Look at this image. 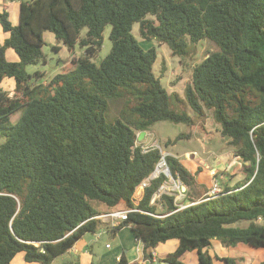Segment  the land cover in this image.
I'll list each match as a JSON object with an SVG mask.
<instances>
[{
    "label": "trees",
    "instance_id": "16d2710c",
    "mask_svg": "<svg viewBox=\"0 0 264 264\" xmlns=\"http://www.w3.org/2000/svg\"><path fill=\"white\" fill-rule=\"evenodd\" d=\"M135 23L141 38L166 44L181 62L194 59L204 40L218 46L191 66L183 93L192 114L171 107L172 94L153 72L157 50L142 47L132 33ZM106 25L111 48L97 65L92 58ZM0 27L8 33L0 43V264H10L18 252L28 263L53 264L101 226L94 202L107 210L138 209L111 231L130 226L149 260L159 244L177 240L159 264H184L187 252H196L199 264L238 263L211 256L206 249L214 240L264 251V224L258 222L264 219V0H21L18 22L4 8ZM46 31L84 54L68 71L40 81L44 72L30 74L26 66L46 64ZM8 49L16 61L7 59ZM7 78L10 92L1 86ZM109 99L123 106L112 121L105 118ZM207 116L241 159L237 173L244 179L224 183L214 195L199 194L205 189L196 181L200 168L192 173L166 154L187 205L179 208L166 193L151 203L168 180L163 173L135 204L137 186L162 156L160 147L137 139L140 132L162 120L195 125ZM114 264L131 263L121 254Z\"/></svg>",
    "mask_w": 264,
    "mask_h": 264
},
{
    "label": "rangeland",
    "instance_id": "374dc122",
    "mask_svg": "<svg viewBox=\"0 0 264 264\" xmlns=\"http://www.w3.org/2000/svg\"><path fill=\"white\" fill-rule=\"evenodd\" d=\"M138 28H139L138 23H135L132 28V33L139 40L142 47L147 49L153 46L157 50V58L153 64V72L157 77L160 78L162 85L167 89V91L170 94H172L171 107L179 112L185 111L188 114H192L191 109L186 104L185 95L183 93L185 86L191 82V66L200 62L203 59V57L206 56L207 52L213 50H219L218 46L215 43L211 42L210 40H204L202 44H196L195 46L196 55L194 59L192 60L186 59L185 62H181L180 61L181 58L179 56L173 55L171 53V50L166 44L159 43L153 39L147 40L141 38L139 35ZM110 30H111V26L106 25L104 31L102 32V46L100 50L96 53V56L92 58V60L97 65L110 51L111 48V40L109 39ZM84 33L85 30H82L81 35H84ZM44 39L46 41V44L43 46L42 50L47 60L46 64L38 63L36 65L26 66V71L30 74H33L34 71L37 69L44 72L43 75L38 79L40 81H44V79L46 81L56 73L68 71L73 66L71 62L72 59L84 54V48L80 47L79 45H76L75 48L71 51L68 50L61 42L55 39L53 33L50 31H47L44 34ZM53 45H58L60 48L57 51H55L54 49H52ZM15 55H16L15 52L11 49L7 54V58L10 59L12 58V56L13 58H15L16 57ZM12 82H13L12 79L7 78L2 82L1 86L7 90L11 89L10 87L12 85ZM125 110H127V108H125ZM122 112H123V106L121 99L108 100V109L105 114V118L107 120L112 121L114 118H119ZM19 115L20 112L13 115L11 118L12 122H15L18 119ZM199 124L203 125V129L199 126ZM218 128H219L218 123L214 122L210 116H207L203 122L200 121L195 125H187L185 123H175L172 121L162 120L156 122L151 128H149L150 135H149V139H147L146 141L147 142L146 145L159 146L162 149L163 154H169L170 152L176 155L177 157H179L180 159H182L183 155H185L186 152L190 153L195 150L198 153V157L200 156L203 159L210 157L211 152H215L216 154L215 157L219 158L218 163L224 161V167H225V163L230 162V164L227 167L228 174H226L224 178H223L224 175L220 173V171H218L217 169L216 170L218 174L220 173V175H217L216 178L213 175V172H215V170H212L211 166H207L206 164L205 166H203L200 164L199 161L197 163L195 162L196 164H199L201 168L200 170H203L201 176L205 181H207V185L209 181L208 179H210V177L212 178L209 188L210 190L212 188L213 180H217L220 183L219 185H221L222 187L223 181L225 180L226 177L228 179L229 177L232 178L235 177V175L239 174L237 173L238 171L237 169L239 168H236L237 161L235 159H232V157H229L230 152H232L233 154L232 151L233 149L232 147L226 144L227 138L220 136V133L217 130ZM180 134H185V137L177 140V142L173 145L172 144L167 145L166 143L167 139H173ZM223 154L224 156L228 154L226 155L225 159H223L222 157ZM229 173L232 175H230ZM205 176H207V179H205ZM167 177L168 180L162 183L163 186L161 185L160 191H164L163 193H166L168 195L173 194L175 197L177 194V187L179 181L178 179H173L170 175H168ZM238 177L240 179L242 178V175H238ZM234 179L232 178L230 180V184L237 183L234 182L235 181ZM207 187H209V185ZM221 187L218 190H216L215 193L213 194L218 193ZM177 201L181 202V204H184L183 198H179L177 199ZM93 206L99 212L105 211V207L102 203L94 202ZM157 209L159 210V212H162L163 211L162 205L158 207L157 204ZM258 222L264 224V219L259 218ZM241 224L245 225L246 223L242 222ZM87 235L95 237V235L90 232L87 233ZM122 237L128 241L131 238V234L123 233ZM116 242L117 241L115 238H112L109 235L104 234L101 235L100 238L94 239L92 245L95 253H101L109 250L107 247L110 245L114 247ZM106 243H109L108 246H106L107 245ZM224 248L226 252L242 251L241 248L235 246H227V247L224 246ZM252 252H257V249L253 248ZM60 258H61L60 256L56 258L54 260V264H59L62 261L60 260ZM10 264H29V263L24 260L23 254L21 252H18L14 256Z\"/></svg>",
    "mask_w": 264,
    "mask_h": 264
},
{
    "label": "crops",
    "instance_id": "0c3cea01",
    "mask_svg": "<svg viewBox=\"0 0 264 264\" xmlns=\"http://www.w3.org/2000/svg\"><path fill=\"white\" fill-rule=\"evenodd\" d=\"M20 1L21 0H0V11H2V9L5 8V10L9 13L11 21L14 24L18 22ZM46 32H44V34ZM7 36H8V33H4L0 27V43L3 42ZM10 50L11 49H8L6 51V57H7V54L9 53ZM15 56H16L15 58H13V56H12V58H10L9 60L16 61L17 55H15ZM10 88L11 89H8L9 92L12 91L13 82H12V85ZM149 135H150L149 130L145 131L143 138L140 140V141H142L143 145L144 144L146 145V143H147L146 141H147V139H149ZM188 153L189 152H186L185 155H183L182 159H180L179 157L178 158L182 162V164L186 168H188L192 173L195 172L196 169L200 168L199 164H196L199 161L200 164L203 166H205V164H206L207 166H211L212 170L220 171L224 175L223 178L225 177L226 174H228L227 167L230 164V162L225 163V167H224V161L221 163H218L219 158L215 157L216 156L215 152H211L210 157L204 158V159L201 158L200 156L198 157V153L195 150L193 152H190L189 154ZM169 154H172V153L169 152ZM228 154H226V155H228ZM188 155H190V156H188ZM226 155L224 156V154H223V156H222L223 159L226 158ZM212 156H213V158H212ZM229 157H232V159H235L237 161L236 168H240L241 159L239 157L234 156L232 154V152H230ZM202 172H203V170H201L196 175V181L199 184H204L206 188L200 189L199 194H203V193L209 194V188H210L212 178L210 177V179H208L209 180L208 181L209 187H207L208 186L207 181H205L201 176ZM230 175H232V174H230ZM238 175H242V174L239 173V174L235 175V177H232L233 179L235 178L234 182L238 183V181L241 182L244 179L243 175H242V178H240V179H239ZM232 178L229 177L227 179V177H226L225 180L223 181L222 187L224 186V183L226 185H229V186L234 185V184H230V180ZM205 179H207V176H205ZM220 187H221V185H220ZM143 191H144V189L137 186V188L134 192V195H133L135 204H137L138 201L141 199V197L143 195ZM158 196L159 195L156 196V198H155L156 200H158L157 199ZM193 196H196V195H193ZM160 206H161V204L160 205L158 204V207H160ZM125 209H127V208L120 209V210H125ZM110 211H115V210L114 209L107 210L105 207V211L100 212L99 214L94 216V218L97 219L101 223V226L98 228V230H96L94 233H92L95 235V237L88 236L87 233H89V232L82 235V237L76 241L74 246L68 252L65 253V256H64V254H63V256H60L61 257L60 260H62L60 263L70 262L72 264H75L77 262L78 264H92V263L93 264H114L119 259L121 254H124L127 261L131 264H151L150 260L147 259L144 255L142 242L136 240L134 232L132 231L130 226H124L119 231H117L115 233L111 231L112 230L111 228L118 225L121 222V220L110 219V218L101 216V215H103L107 212H110ZM123 233H130L131 234L130 240L127 241L126 239H124L122 237ZM104 234H107L110 237L115 238L117 242H116L114 247H112L111 245L108 246L109 243H106L107 244L106 246H108L107 248L109 250H107L106 252L95 253L92 243L94 242V239L100 238L101 235H104ZM177 244H178V242L175 239L159 244L156 247V249L154 250V252L157 255V258L161 259L167 253L172 252L175 249V247L177 246ZM235 247L241 248L242 251L226 252L224 246L218 240H214L212 246L207 248L206 250L208 251V253L211 256L217 255L220 258H222V257L237 258L238 263H236V264H260V263L264 262V251L262 249H259V250L257 249V252H252L253 248L251 246L243 244V243H239V244L235 245ZM183 262H184V264H199L197 261L196 252L185 253V255L183 256ZM29 264H38V263H29ZM53 264H54V262H53ZM215 264H224V262L222 260L221 261L215 260Z\"/></svg>",
    "mask_w": 264,
    "mask_h": 264
},
{
    "label": "built area",
    "instance_id": "2783aa9c",
    "mask_svg": "<svg viewBox=\"0 0 264 264\" xmlns=\"http://www.w3.org/2000/svg\"><path fill=\"white\" fill-rule=\"evenodd\" d=\"M157 147H159V146H157ZM165 155L166 154H163L162 153V156H161L160 160L156 164L155 171H153L148 177L144 178L140 182V184L138 185L140 188L144 189L146 186L149 185L151 179L157 177L160 173H163L164 175L168 176V174H167L168 166H167L166 161H165V158H164ZM219 184L220 183L217 180H213L212 188L209 190V194L210 195H214L213 193H215V191L220 188V185ZM157 192L153 195V197L151 199V203H155L156 196L157 195L160 196V194H162L164 191H160V188H159ZM178 196H179V198H183L185 196V187H184V185L180 181H179V184H178V187H177V194L175 196L174 202L179 206V208L185 207L187 204H181V202L177 201V199H179ZM137 210L138 209H135V208L125 209V210H115V211L107 212V213H105V214H103L101 216H104V217H107V218H110V219H119V220L123 221V220H125L127 218L128 212H130V211H137ZM150 262H151V264H159V259L157 258V255L154 252V250L152 251L151 258H150Z\"/></svg>",
    "mask_w": 264,
    "mask_h": 264
},
{
    "label": "water",
    "instance_id": "95a60500",
    "mask_svg": "<svg viewBox=\"0 0 264 264\" xmlns=\"http://www.w3.org/2000/svg\"><path fill=\"white\" fill-rule=\"evenodd\" d=\"M144 133H145V131H141L140 134L138 135L137 139L141 140L144 136ZM154 171H155V169H154ZM167 174L171 176L169 169L167 170Z\"/></svg>",
    "mask_w": 264,
    "mask_h": 264
}]
</instances>
